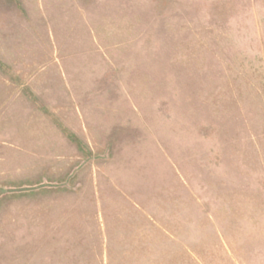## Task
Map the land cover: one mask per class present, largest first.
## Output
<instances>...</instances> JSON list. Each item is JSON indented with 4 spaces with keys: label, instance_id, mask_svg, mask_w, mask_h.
Segmentation results:
<instances>
[{
    "label": "rangeland",
    "instance_id": "374dc122",
    "mask_svg": "<svg viewBox=\"0 0 264 264\" xmlns=\"http://www.w3.org/2000/svg\"><path fill=\"white\" fill-rule=\"evenodd\" d=\"M0 264H264V0H0Z\"/></svg>",
    "mask_w": 264,
    "mask_h": 264
}]
</instances>
